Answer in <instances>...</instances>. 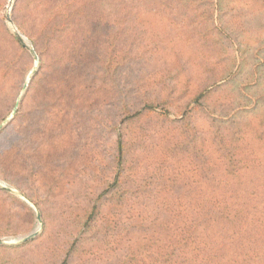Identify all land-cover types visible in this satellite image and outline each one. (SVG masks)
Wrapping results in <instances>:
<instances>
[{"label": "rangeland", "instance_id": "1", "mask_svg": "<svg viewBox=\"0 0 264 264\" xmlns=\"http://www.w3.org/2000/svg\"><path fill=\"white\" fill-rule=\"evenodd\" d=\"M61 1L0 0V126L19 104L0 130V229L18 234L0 240L20 246L0 249V264H61L83 212L114 177L116 127L126 177L102 213L122 229L106 232L99 218L76 235L68 264H118L136 211L167 217L162 206L202 184L201 174L215 178L198 157L201 143L264 111V0ZM56 9L70 18L53 21ZM239 48L245 58L234 63ZM207 87L211 95L193 104ZM152 101H165L171 115L122 124L124 106L135 112ZM173 146L178 155L162 166L176 174L179 161L185 175L165 196L163 181L150 177ZM36 230L28 245L13 244Z\"/></svg>", "mask_w": 264, "mask_h": 264}, {"label": "trees", "instance_id": "2", "mask_svg": "<svg viewBox=\"0 0 264 264\" xmlns=\"http://www.w3.org/2000/svg\"><path fill=\"white\" fill-rule=\"evenodd\" d=\"M61 2L64 7L70 4L69 0ZM42 9V5L33 8L36 12ZM61 16L70 18L71 15L58 9L51 14L53 21ZM44 29H48V26L44 25ZM52 30L53 34L58 31L64 36L62 29H57L56 26ZM19 42L23 48L24 45L20 40ZM235 51L234 63H237V59L243 58L244 54L240 48ZM231 76L228 74L227 79ZM211 92L212 88L207 87L197 95L193 104L198 106ZM261 98L264 102V95ZM165 101L147 102L135 112L126 110L127 106H124L122 124L151 115L166 119L171 113L165 106ZM230 125L232 128L227 127L228 134H215V144L205 140L201 143L203 154L199 153L198 157L204 161V165L214 166V180L211 181L213 178L208 172L203 176L201 174L202 184L197 188L187 187L185 193L181 192L176 196V204L162 206L167 217L158 212L154 213L156 216L149 218L141 214V211H136L131 220V226L136 232L132 238L127 239L129 246L118 264H264V111L243 122L233 121ZM116 131L112 163L114 177L83 212L79 222L80 229L64 253L61 264H68L71 252L76 249L79 242L76 235L95 230L99 218L105 220L106 232L122 229L119 228L121 220L111 222L102 213L107 199L123 186L126 177L127 144L121 129L116 127ZM176 148L173 146L167 153L165 151L163 162L158 164L157 170L150 177L156 183L163 181L165 196L173 192L171 187H177V179L185 175L179 161L176 165L181 171L178 170L176 174L168 168L164 170L162 166L169 159L176 158ZM212 148H215V156L211 152ZM209 182L210 184H205ZM188 194L198 202L186 203L184 199ZM124 196L122 195V199ZM127 205L121 204L119 213L126 215ZM1 210L3 207L0 205V214ZM125 221L124 219V223ZM124 230L125 236L131 237L129 229ZM17 234L9 228L0 229V237ZM30 242L31 240L21 246ZM18 247L20 246L0 245V249Z\"/></svg>", "mask_w": 264, "mask_h": 264}, {"label": "water", "instance_id": "3", "mask_svg": "<svg viewBox=\"0 0 264 264\" xmlns=\"http://www.w3.org/2000/svg\"><path fill=\"white\" fill-rule=\"evenodd\" d=\"M16 36H17V38L22 42V44L24 45V47H27V45H26V42H27L26 38H24V37H23L21 34H19V33H17ZM27 43H28V42H27ZM25 88H27V85L25 86ZM18 106H19V104L17 103L15 109H14L13 112H12V115L9 117L8 120H6V121L4 122V124H6L9 120H11V119L13 118V116H14V115L16 114V112H17V108H18ZM4 124L0 126V130L3 128ZM3 188H4L5 190L9 191V192H12V190H11L10 188H8V187H3ZM37 221H38V223H39V228H40V227L42 226V221H41V217H40V214H39V213H37ZM37 235H38V231L36 230V231H34V232H32V233H30V234H28V235H25V236H22V237H18V239L16 240V243H13V244H22V243H25V242H27V241L32 240V239L35 238ZM3 244H5V243H4L3 241L0 240V245H3Z\"/></svg>", "mask_w": 264, "mask_h": 264}]
</instances>
